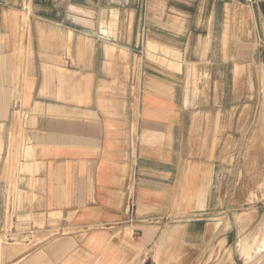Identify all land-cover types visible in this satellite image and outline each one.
Segmentation results:
<instances>
[{"label":"crops","instance_id":"crops-1","mask_svg":"<svg viewBox=\"0 0 264 264\" xmlns=\"http://www.w3.org/2000/svg\"><path fill=\"white\" fill-rule=\"evenodd\" d=\"M143 3L0 0V235L9 201L8 213L26 236L9 243L1 264H144L152 260L148 251L161 231L151 221L163 217L174 223L170 227L184 226L186 240L188 231L193 233L191 243L205 237L192 229L197 215L207 213L213 174L203 190V208H196V193L208 185L212 159L206 150L182 147L183 114L177 106L208 103L210 95L201 92V77L185 98L181 76L221 73L223 80L230 65L234 75L236 67L245 73L254 44L264 39V3L145 0V11L137 16ZM27 20L32 26L43 21L48 32H59L66 41L74 33L60 26L85 30L78 36L92 48L85 63L68 69L73 75L60 87L48 81L47 68L30 65L22 77V66L5 64L7 44L11 48L16 39L7 26ZM116 40L125 45L112 43ZM101 41L107 43L99 49ZM134 41L135 47L142 41L143 60L129 50ZM30 54L33 60L38 56L33 45ZM134 56V73H143L139 82L128 80ZM17 124L23 131L14 144L13 177L6 182L9 130ZM20 130L15 128V135ZM185 201L192 202L189 224H182ZM33 233L46 236L25 249Z\"/></svg>","mask_w":264,"mask_h":264},{"label":"rangeland","instance_id":"rangeland-1","mask_svg":"<svg viewBox=\"0 0 264 264\" xmlns=\"http://www.w3.org/2000/svg\"><path fill=\"white\" fill-rule=\"evenodd\" d=\"M143 1V7L137 8V16L145 11V0ZM121 2L129 7L138 0H121ZM261 2L264 3V0ZM9 18L14 20L16 13L11 12ZM28 20L7 26L11 32H15L16 39L13 41V48L7 44L9 55L5 57V64L22 66L24 71L21 73L22 77L26 76L30 65H36L38 68L41 66L43 70L47 68L44 73L48 76V81L53 86L56 81L57 86L59 83L60 87L64 79L67 80L68 76L73 75L68 69L72 70L79 64L85 63L87 58L84 54L92 48L88 40L78 36L85 30L70 28L73 26H60L65 31L74 32L72 39L66 41L61 33L48 32L50 25L44 24L43 21L42 24L40 22L32 26ZM41 27L46 32L42 33ZM118 27L123 31L122 25ZM138 29V24H135L134 34ZM105 42L98 43L99 49ZM112 43L125 45V42L120 40ZM136 43V41L132 42L129 50L142 58V41H139L138 47H135ZM32 45L38 54L34 60L30 54ZM254 50V57L245 66V73L237 72L236 69L234 75L230 65V71L223 74V80L221 73L202 74V76L192 73L181 76V81L185 77L183 82L185 98L192 96L191 92L197 90V83L201 77L200 87H203L201 92L204 96H207V93L210 95L208 103L185 102L177 106L182 109L183 114L180 122L184 135L180 138L183 142L182 147L191 152L206 150L212 159L213 172L210 169L208 185L202 184L196 193V208H203L205 198L203 190L209 187L213 174L206 205L207 213L203 216L197 215L199 217L194 225L196 229H192L203 231L205 237L199 242L191 243L189 241L194 239V234L188 231V240H186L184 226L180 227V230L179 227L174 229L170 227L174 223H169L167 217L153 219L151 224L161 225V231L148 251L147 256H152V260L144 264H264V49L254 44ZM121 52L123 55L127 54L126 49H121ZM147 54H151L149 45ZM136 62L134 56L133 69L128 80L136 77L139 82L143 73L139 74V69L137 75L134 73L135 67H138ZM56 66L62 67L63 70L59 72ZM150 72L159 75L156 71L150 70ZM148 75L145 73V81L149 80ZM65 90L68 91L69 86H66ZM183 94L181 90L178 91L177 98L180 100ZM17 114L15 113V117L18 118L19 123ZM15 128L21 129L17 124L9 130L4 177L6 182L13 177L16 165L14 162L17 159L14 144L16 137H20L23 131L20 130L18 135H15ZM12 186L7 187L8 193L13 191ZM183 203L182 224H189V218L194 216L189 212L192 202ZM8 205L9 201H7L6 216L2 217L5 226L0 235V264L3 258L8 256H5V251L11 247L9 243L19 242L21 236L26 237L22 234L24 228L16 224L15 217L8 213ZM59 235L55 234L54 237ZM45 236L35 233L30 238L28 236L26 239L29 238L30 243L25 249Z\"/></svg>","mask_w":264,"mask_h":264},{"label":"bare ground","instance_id":"bare-ground-1","mask_svg":"<svg viewBox=\"0 0 264 264\" xmlns=\"http://www.w3.org/2000/svg\"><path fill=\"white\" fill-rule=\"evenodd\" d=\"M75 9H76V7H75ZM78 10H79V8H78ZM38 26V25H37ZM38 30V29H37ZM42 31H44L43 30V28H42ZM71 31V30H70ZM43 33V32H42ZM72 33V32H71ZM74 33V32H73ZM51 35V34H50ZM70 35V34H69ZM68 39H69V37H67ZM151 44H152V42H149V47H151ZM109 47V46H108ZM108 49V48H107ZM107 52V51H106ZM110 52V51H109ZM108 52V53H109ZM237 69V72H240V70H241V68H236ZM238 76V74H236V77ZM174 229H175V227H173ZM171 229V228H170ZM180 230V229H179ZM176 232H177V230H176ZM168 233V232H167ZM166 233V234H167ZM166 237V236H165ZM169 238V237H168ZM171 238V237H170ZM164 240V239H163ZM169 241V240H168Z\"/></svg>","mask_w":264,"mask_h":264},{"label":"built area","instance_id":"built-area-1","mask_svg":"<svg viewBox=\"0 0 264 264\" xmlns=\"http://www.w3.org/2000/svg\"><path fill=\"white\" fill-rule=\"evenodd\" d=\"M260 47H262L264 49V40L263 41H260V44H259ZM134 218L132 216H130L129 220L132 221Z\"/></svg>","mask_w":264,"mask_h":264}]
</instances>
